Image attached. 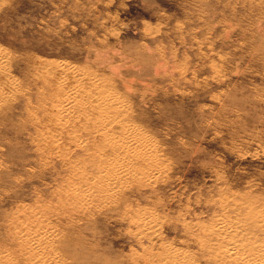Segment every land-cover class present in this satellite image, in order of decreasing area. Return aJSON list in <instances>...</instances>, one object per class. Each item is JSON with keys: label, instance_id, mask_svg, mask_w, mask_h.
Masks as SVG:
<instances>
[{"label": "rangeland", "instance_id": "1", "mask_svg": "<svg viewBox=\"0 0 264 264\" xmlns=\"http://www.w3.org/2000/svg\"><path fill=\"white\" fill-rule=\"evenodd\" d=\"M259 244L264 0H0V264Z\"/></svg>", "mask_w": 264, "mask_h": 264}, {"label": "bare ground", "instance_id": "2", "mask_svg": "<svg viewBox=\"0 0 264 264\" xmlns=\"http://www.w3.org/2000/svg\"><path fill=\"white\" fill-rule=\"evenodd\" d=\"M4 83V82H3ZM69 92V91H68ZM71 92V91H70ZM72 94V93H71ZM58 98V97H57ZM59 98H60V94H59ZM61 112V111H60ZM60 112L57 114V117L56 118H62V115H60ZM56 114V113H55ZM59 120V119H58ZM59 122V121H58ZM57 128V127H56ZM126 140V139H125ZM105 184L103 185H96L94 187H91V188H88L86 185H81L79 186V188L75 189L76 192H83L85 193L87 196V192L86 191H89L91 193V195H93L94 193L96 192H99L101 191V189H106L104 187ZM234 239V238H233ZM234 243V241H233ZM238 245V244H237ZM257 246V245H256ZM245 248V247H244ZM220 249V248H219ZM215 250L212 249V250H209L208 252H204V253H207L210 258H208L207 260L209 261V263L211 264L212 262L218 264L220 261H224L223 264H264V245H261L259 244V246L257 247L256 250H252L250 255H248L246 257V259H242L241 257H233V256H230L234 255V252H233V249L232 247H229L227 249H224L225 251H221V249L219 250ZM242 250V249H241ZM251 250V249H250ZM242 255V254H241ZM239 256V254H238ZM173 257V256H172ZM245 257V256H244ZM227 258V260H226ZM172 259V258H171ZM174 259V258H173ZM176 259V258H175ZM248 260V262H247ZM214 263V264H215ZM164 264V263H163Z\"/></svg>", "mask_w": 264, "mask_h": 264}]
</instances>
